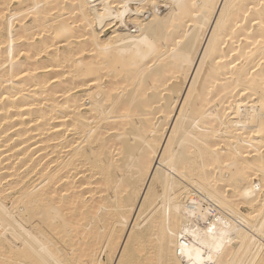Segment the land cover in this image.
<instances>
[{
    "label": "bare ground",
    "instance_id": "obj_1",
    "mask_svg": "<svg viewBox=\"0 0 264 264\" xmlns=\"http://www.w3.org/2000/svg\"><path fill=\"white\" fill-rule=\"evenodd\" d=\"M0 264H264V0H0Z\"/></svg>",
    "mask_w": 264,
    "mask_h": 264
},
{
    "label": "snow or ice",
    "instance_id": "obj_2",
    "mask_svg": "<svg viewBox=\"0 0 264 264\" xmlns=\"http://www.w3.org/2000/svg\"><path fill=\"white\" fill-rule=\"evenodd\" d=\"M183 247H184V246H182V249H181V251H183Z\"/></svg>",
    "mask_w": 264,
    "mask_h": 264
}]
</instances>
